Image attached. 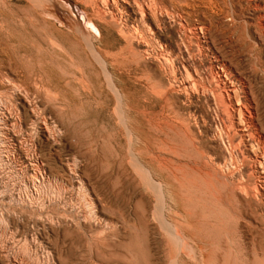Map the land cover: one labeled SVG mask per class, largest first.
<instances>
[{"label":"rangeland","instance_id":"1","mask_svg":"<svg viewBox=\"0 0 264 264\" xmlns=\"http://www.w3.org/2000/svg\"><path fill=\"white\" fill-rule=\"evenodd\" d=\"M78 1L82 4H80ZM101 1L103 0H99V1L98 0H82V1L81 0H77V1L76 0H70V1L68 0H55V1L45 0L44 2L45 4H44L41 0H0V108L2 107L0 109V177H2L4 181L7 182L8 189H12V191H14L13 192V194L15 193L14 196H19L21 198L22 197L24 198V195L26 194L29 195L30 192H28V190L30 191L32 189L31 188L32 177H34V174H33L34 167L32 166L33 165L32 160H34V157L32 159V156H31L32 147L30 148L31 146L30 144L33 142L35 145V154H36L35 157H37L38 154H41V157L39 155L37 158L38 160L41 159L40 162L43 165L44 173H46L48 178L50 177L49 181L52 182L50 183L49 181L48 182L44 181V183H46V184L42 183L44 187L41 184L39 186L40 196H37L38 198L35 197V201L37 202V207L42 206V207H39L40 209L36 207H32V204L30 205L25 200L23 201L17 200V202L14 201L15 203H17L15 204L13 201L12 202L9 201V199L7 198L8 196L6 194H2L0 192V249H1L0 250L1 252L0 264H7V263L8 264H18V263L22 264L25 261L26 262L24 264H142V263L143 264H264V245H261V244H264V233H263L264 232L263 230L264 229V205H262L264 204V200H261L258 196L260 193L264 194V185H263L264 184V171L262 170L264 166L261 164H252V162L249 165L250 162L247 161L245 162V166L248 167L249 173H247V170H246L247 168L243 166L244 165L243 163L241 164L243 171H242V168H240L241 166H239L240 169L237 168L238 174L236 173V169H235L233 170L234 171L233 176L235 175L234 177L232 176L228 178L226 180L227 182L225 180L220 181L219 178L215 177L214 172L211 169L205 167L202 164L204 155L203 156L201 155L203 152V154L205 155L213 154V155L222 156L226 159V161L228 158V154L225 151V147L227 144V138L224 137L223 135L221 138L222 140L221 139L216 140L218 141V145L214 140L218 137V130H219V133L221 131L219 115L221 114V111L223 109L218 108V105L219 103L221 105V102H219L220 100H216L217 98H215L217 96L216 95L217 93H216V87L214 85L215 81L214 80L212 81V79L214 78H212L213 77L212 68H210L211 66L209 64L211 60H212L211 62L213 63V65L218 64V65H215L216 67L220 66V64H223V65L225 64V67L226 68L228 67L227 71H229V69L231 70V72H226V74L224 73V75L226 79L230 77L227 80L228 81L230 80L229 82L231 83V85H233L234 89L236 88V90H234V91H237V92H234V95H235L234 101L239 102V103L243 102V104H245L244 103L245 101H241V100L246 99V102L248 103H246L245 106L248 107L249 105H251L250 108L254 113L257 132L264 136L263 134L264 133V126H263L264 125V103H263L264 102V35L262 34V31L264 29H261L259 27L260 25H257L258 19H256L260 15H264V0H251V3H250V0H245V1L243 0L244 1L243 4L241 3L242 0H235V1L222 0L225 2V3L224 2L222 3L225 4L226 6L223 4H220L221 0L220 1L212 0L214 2H211V0H202L203 2L205 1V3H203L201 0H199V2L197 0L196 1L195 0H127V1L126 0H115V1H118V3H116L113 0V3L118 11L117 18L112 17L110 13V4L112 3V0H108V1L104 0L103 1L104 3L102 2V4L100 3ZM191 1H192V4H191ZM215 1L217 2L218 7H215L216 6ZM254 1L256 3H254ZM31 3L32 4L34 3V5H32L34 8L35 6L37 8L41 7V10L39 8L41 12L37 8H35V10H32L34 8L31 6ZM149 3H151L150 4L151 6H149ZM38 4H39V7H38ZM155 4L156 5L158 4L159 6L157 5L158 6L157 7ZM210 4L212 5V7ZM41 5H44V7ZM181 5L183 6V8L180 7ZM189 5H191V7ZM232 5H234V7ZM162 6L163 7L167 6V7H164L166 12L163 10ZM224 6L226 8H224ZM42 7L43 8L46 7L45 9L50 8V10L46 11ZM117 7H119L120 12ZM217 8H220V9L218 10ZM234 8L237 11L232 10ZM55 9L57 12L55 11ZM150 9L155 10V12ZM170 9H172V12H174L175 14L170 12L171 11ZM51 10L52 11L54 10L56 13L54 11L53 13ZM178 10H179L178 15L181 16V14L185 13V16L182 15L180 17L176 15ZM185 10L187 12H185ZM223 11L225 12V14ZM46 12L49 14H47ZM168 12H170V15ZM234 12L236 16L235 14L234 15L232 14ZM62 13L64 14L61 15ZM161 13L164 15L162 16ZM120 14H123V15L120 16ZM159 14L161 15L162 21L164 22L161 21V17H159ZM172 14L174 15L172 16ZM226 15L228 16V19L230 21L229 20L227 21V17H225ZM66 16H69V17H66ZM141 18L143 20H140ZM157 18L159 19L156 20ZM179 18H182V23H181L182 25L180 24L181 21ZM207 18L209 20H207ZM43 19H45L46 21ZM170 19L171 20L174 19V20L171 21ZM204 19H206L207 21ZM175 20L177 23H175ZM198 20L202 22L205 21V23L204 22L200 23V21ZM159 21L161 23H159ZM239 21H241L240 24L237 23ZM153 22L154 23L158 22V23L157 24L155 23L156 24L155 26ZM178 22L181 27H179ZM227 22L229 25H232V26H228ZM252 22L254 23V26ZM163 23L167 25H164L163 27ZM184 23L186 24L185 25L186 28L183 25ZM232 23L233 24L236 23V26L234 24V28H233ZM247 23H251V25ZM160 24L162 28L160 27L159 29ZM247 25H250V26H247ZM187 26L190 28H188ZM241 26L243 27L241 28ZM74 27H76V29ZM84 27H86V29ZM149 27L150 28L152 27V28L150 29ZM166 27L168 31L166 30ZM67 28L71 31V33L69 30H67ZM148 28L150 29V31ZM214 28L215 29L217 28L216 30H218L217 31L218 33L216 32V30H214ZM170 29H172L171 30L172 32L169 31ZM194 29H196V31H194ZM225 29H228V30H225ZM231 29H236L237 31L231 30ZM76 30H78L77 31L78 33L76 32ZM146 30H148L149 32ZM151 30L153 32H151ZM223 30L225 32H223ZM184 31H188L187 33L189 35ZM72 32L74 33V35H72ZM141 32L144 33L143 36H141L142 35ZM194 32H197V33L194 34ZM200 32H202V34ZM215 32H216V36L214 34ZM237 32L241 33L239 37L237 36L239 34ZM81 33H83V35H81ZM184 33L187 35L185 36ZM221 33L223 34L225 33V35ZM226 33H229V34L226 35ZM260 33L261 35H259ZM196 34H197V37L198 36L200 37V39L199 37H198V40L195 39L197 38L195 37ZM204 35H206L207 37ZM212 35H214L213 38H212ZM78 36L83 39L79 38ZM172 36H174L175 39ZM219 36L221 37L219 38ZM235 36H237V40L235 39L236 38ZM72 37L75 40H72L73 39ZM141 37H142V40H141ZM177 37H180V38L177 39ZM215 37L219 39V41L216 40ZM229 37L231 38V40ZM233 37L235 40L232 39ZM85 39H86V42L84 41ZM196 40L197 41L204 40L203 44L201 43L202 46H200V43L198 42L199 43L198 44ZM146 41L147 42L149 41V42L147 43ZM245 43L248 47L245 46ZM252 43H253V46H252ZM190 44H191V47H189ZM207 44L209 46H207ZM175 45H177V47ZM93 46H95V48ZM259 46H262L263 48ZM151 47L153 48L155 47V48L153 49ZM166 47L168 48L169 51H165V49L167 50ZM188 47L191 49L189 50ZM146 48L147 50L151 51V53L147 51ZM159 48L160 49L162 48L163 50L162 49L160 50ZM92 49L95 52L94 51L92 52ZM207 49L209 50L211 49V50L210 51L208 50L207 52ZM258 50H260L262 53L258 52ZM193 51H194V55H193ZM212 51L214 52L212 53ZM145 52L146 53L148 52V53L146 54ZM160 52L162 54H160ZM170 52L172 53L169 54ZM185 52L187 54H185ZM255 52L258 53V56ZM97 53H100L105 57L107 65H108L107 66V69H108L107 71L109 72L108 74H106V72H103L102 64L100 63V61L97 59V56H96ZM155 54L157 55V57H155L156 56ZM168 54L170 56H168ZM92 55L93 56L95 55L96 58L94 57L95 58L94 59ZM199 55L201 59L199 58ZM195 56L197 57V59H194L196 58ZM213 56H216V57H213ZM260 57H262L261 59L263 60H260ZM167 60H168V63H167ZM198 60H199L200 65L198 63ZM207 60L208 62H205ZM222 60L224 62H222ZM165 61L167 64L164 63ZM172 62L174 63V65H172L173 64ZM186 63H190L191 65L186 64ZM168 64L169 66H172V67H169ZM192 64H195V65H192ZM203 64L210 66L209 67L210 69L206 65H203ZM160 65H161V68L159 67ZM165 65H167L168 68ZM201 65H203L205 68L203 66L202 68ZM163 66L167 69V70L165 69L166 71L164 70ZM187 66L189 67L187 68ZM174 67H176V69ZM219 68H221V66ZM168 69H170L171 72ZM179 69H182V70H179ZM184 69L186 71H184ZM191 69L194 73L191 71ZM175 70L178 72H176ZM185 72L188 74V76ZM204 72L206 73L204 74ZM208 73L210 75L212 74V76H210ZM181 74L184 76H182ZM192 74L196 76L192 77ZM198 75L200 76V78ZM175 76L177 77L181 76L184 78H180V77L176 78ZM201 76L205 80L201 78ZM209 77H211V79ZM174 78L177 83L174 82L175 81ZM177 79L181 81H178ZM168 80H170L171 82ZM207 81L209 82L207 83ZM235 81H237V83H235ZM204 83L205 84L207 83L206 84L207 86L204 85ZM209 83L211 84V86ZM150 84L151 86H149ZM194 84L196 85L194 86ZM197 84H200V85H197ZM115 85H117L118 87ZM247 85H248V88H247ZM197 86L201 87L200 89H198L199 92L196 91V89L198 88ZM240 86L242 88H239ZM175 87H178L179 90H177V88ZM209 87H211L212 90ZM192 88H195V89L193 90ZM237 88H239L240 90ZM192 90L194 92H192ZM118 91H120V94H118L119 93ZM115 92H117V95ZM202 93L203 95H201ZM196 94L197 95L199 94L198 97L200 96L199 97L200 99L196 96ZM244 94L246 95L243 96ZM121 97L122 98L124 97V98L122 99ZM190 97H193V99ZM213 97H214L213 99L214 101L212 100ZM164 99L166 100L168 99V100L166 101ZM34 101L38 104H36ZM190 101L192 103H190ZM215 101L218 103H216ZM119 102L121 104H119ZM210 102H212L215 105L217 104V106L214 107V105H212V103L210 104ZM11 104H12V108H11ZM30 105H32V107ZM107 105H108V108H107ZM13 106H15L14 109H13ZM118 106L119 108H117ZM259 106L263 108L260 109L261 107ZM41 107L44 109V112L42 111L43 109H41ZM34 108L37 109L35 110V115L33 113ZM105 108H107V110ZM216 109L218 111H216ZM259 109L260 111L257 112V110ZM7 110L12 111L10 112L12 113V116L11 114L10 115L8 114L9 112ZM14 110L17 112V116ZM38 110L40 111L38 112ZM144 111H146L147 113L145 112L146 114H142ZM120 112H122V114ZM41 113H42V117L45 116L43 117V119H41L42 118ZM118 114H120V118ZM123 116L125 117L124 119H123ZM164 116H166L167 118ZM7 118L10 120H8ZM22 118L24 120H22ZM126 118L129 119V121L126 120ZM259 118L260 120L261 119L263 120L259 121ZM15 119L18 122L17 121L14 122ZM19 119H20V122H19ZM35 120L36 122H34ZM39 120L40 122H38ZM120 120H122V124ZM4 121L7 123L4 124L5 123ZM169 121L171 122L169 123ZM182 122L183 123L185 122L184 124H187V130H185L186 125H184ZM38 123H45L44 125H45L46 130L44 131L43 129L41 130L39 128L40 125ZM126 123L128 126H126ZM50 124L51 125L53 124L54 126L56 124V128L53 127V125L50 126ZM215 124H216V127H215ZM18 125H20L21 127ZM5 127H8L9 129ZM49 127L51 128V130ZM59 129H60V132H58ZM61 129H62V132H61ZM129 130H130V133H129ZM189 130L191 133L189 132ZM10 131L14 132L15 134L13 135V133H11ZM47 131H50V132L47 133ZM35 132L38 135H36ZM51 132L53 136H51L52 135ZM4 134L6 135L5 137H4ZM213 135L214 137L212 139ZM49 136H51V138L48 140V138L46 137H49ZM6 137L8 138V140ZM60 137H61V140H60ZM209 137H211L210 140H209ZM30 138L32 142L30 141ZM33 138H34V141H33ZM24 139H28V140H24ZM54 139L57 144L53 141ZM57 140L59 143L57 142ZM224 140H226V142ZM200 141H202V143H200ZM180 142H182L184 145ZM171 145L175 147L173 148ZM170 147H172V149ZM26 148L27 150L25 151ZM22 149L24 150L25 153L28 152L30 154L29 155L28 153L25 154L23 151H21ZM149 149L150 150L152 149V150L150 151ZM175 149L176 151H174ZM239 149L241 150L242 147H240ZM123 152L125 153L123 154ZM11 154L15 156L16 161L15 163L9 164L7 163L5 159L8 160ZM69 154L73 158H70ZM25 156L27 157L25 158ZM78 156L81 159L84 158L82 162H81V159L78 158ZM86 156L88 159L86 158ZM156 156L157 157L159 156V157L157 158ZM67 157L70 159H68ZM92 157H94L95 159H93ZM239 157L240 155H238V158ZM46 158H48L49 161H47L48 159ZM162 158L166 160L169 159L168 161L170 164H164L163 163L164 159ZM17 159H21V160H17ZM43 159H46V161ZM130 159H132L133 161L131 160L130 162L129 161ZM239 160L241 161V157ZM50 161L51 163L49 164ZM69 161H70V164H68ZM71 162L72 163L76 162L74 163L76 166L74 167V164L72 166ZM80 162L81 164H79ZM186 162L187 164L189 163V165H186ZM29 163L31 164V166ZM145 163L147 164V166ZM195 163H197L196 167H194ZM97 166L99 167L97 168ZM149 166L152 170H150ZM189 166H192L195 169ZM72 168L76 170V174L78 177L80 176L79 178H81L82 182L86 183V184L83 183L84 185L83 184L81 185V187L84 186V188H81L79 186V188L82 190L81 191L78 188L80 192L77 189L78 187L77 185L79 184L77 183L76 178L73 177V175H70V172L73 170ZM203 169H206L207 172H205V170L203 171ZM30 170H31V173H30ZM64 170L65 172H68V173H65ZM110 170L112 171L110 172ZM153 170L154 172H151ZM239 170L241 174H239ZM255 170L257 171L256 172L257 174L255 173ZM142 173L143 175L145 174L147 177L142 176ZM148 173L152 175L148 177L149 175ZM153 173L155 174L154 177H153ZM102 175H105L106 177ZM240 176L242 177L243 180L241 179ZM67 177H69L70 179ZM140 177L141 179L142 178L144 179L141 180ZM68 179L69 181H67ZM125 179L126 180L128 179V180L125 181ZM232 179H233V182H232ZM237 179L238 180L241 179V180L238 181ZM244 179L245 180L248 179L249 181L247 180L248 181L247 182ZM144 180H146L147 182ZM251 180H253L252 182L254 183H252ZM25 182L28 185H26ZM230 182H232L233 184ZM237 182L241 184L240 185L238 183L243 188V191L246 193H247V189L249 190L252 187H258V188H255V190H253L254 195H251L253 192L250 189L248 192L251 191V193H249L248 195V193L246 194L242 191V188L239 185L237 186ZM56 183L57 185H55ZM59 183L60 184L63 183L62 184L63 186L60 185ZM142 183H145V184H142ZM234 183H236L235 186L237 188L234 186ZM47 184H49V186H47ZM244 184L247 186V188ZM253 184L255 186H253ZM249 185H252V186H249ZM231 186L232 187L234 186V188H232ZM151 187H152V191L155 192L156 196L152 195V191H150ZM24 188L26 190H24ZM60 188L62 190H65V192L62 190L60 191ZM70 188H72V190ZM1 189L2 187H0V190ZM56 189L59 192H57ZM83 190H84V193L85 192L87 193V195L85 193V196H84ZM53 191L60 193L64 197L65 196L67 197L65 199L63 197L66 203L65 205H62L60 203L58 204V202L55 201L54 198L55 196H57V193ZM115 192L117 193L116 195H115ZM100 193H101V196H100ZM142 193H145L146 196ZM97 194L101 198L99 200L100 202L98 201L99 198ZM50 195L52 197H50ZM81 195L82 197L87 196L85 198L86 200L88 201L91 200V202L95 203L90 206V207H93L90 210L94 211L96 217L98 216V219L100 220V222H102V224H100L99 226L104 227L103 225L105 226L109 225L107 228L108 230H106L107 233L109 232V234L107 235L110 237V238L108 237V240H107V242L109 243V246L98 244L96 241H94L95 238L93 240L94 242L90 243L89 237L91 236L93 239V237H95L96 232H94L92 228H88L87 226L85 227V230L83 232L80 229H78L77 226L74 224L73 221L76 218L77 219L80 218L81 214H83L82 210H86V215L89 214V212L87 211L85 207L86 200H84V198L82 199L80 197ZM93 195H94V198H93ZM114 195L116 198L115 197L113 198ZM243 195H245L247 198H245V196ZM68 196L70 198L74 196L73 197L74 199H70L68 198ZM144 196L147 199L144 198ZM166 196L168 199L165 198ZM160 197H162V199ZM41 198H42V201H41ZM43 198L45 200H43ZM48 198H50V200ZM77 198L78 200L79 199H82V200L78 201ZM36 199H38V201ZM242 199L245 200L244 203ZM151 200L153 201V203ZM51 201H55V202H51ZM68 201H70L71 204L73 205H71L70 202ZM81 201H85L83 202L84 205L81 203ZM23 202L25 203L23 204ZM48 202H50L52 206ZM76 202H79L80 204ZM39 203H43L44 205L39 204ZM75 203L78 204L77 205L78 207L76 206ZM173 203L175 204L174 206H173ZM141 204L144 206L145 205L149 206L150 204L149 207L145 206L146 207L144 209L145 216H142V217H141L140 210H139V207L141 206ZM170 204L172 205V208ZM96 205L97 207H95ZM105 205L108 210L104 211V209L106 208L104 207ZM63 206L65 207V209H63L64 208ZM161 207L162 209L163 208L164 209L162 210ZM77 208H79L80 210L78 211ZM73 209L74 211H72ZM156 209H159V210H156ZM158 211L159 212L162 211V213L160 212V214H158L159 213ZM171 212L174 216L171 214ZM248 212L249 214H247ZM37 213H39L40 216H38ZM60 213L61 214L64 213L65 217L64 215H61V216L58 215ZM261 213L263 215H261ZM161 214L164 216H162ZM15 215H17V218ZM48 215H52V217ZM54 216L57 218V221L55 220L56 218ZM239 216H240V219H239ZM45 217H47V219L49 220H52V223L47 222V226L46 224H43L44 223L43 221H45L44 220ZM61 217H63V219ZM163 217L164 218L168 217V218L164 220ZM151 218H154V220ZM107 219L111 221L112 223L111 225ZM124 219H126L127 222ZM155 220L157 221V223ZM158 220H161V221H158ZM241 220H244V222ZM66 221L68 222L66 223ZM162 221H164L163 223L164 225L161 224ZM170 221L174 223H170ZM37 222H38L37 224L38 227L35 226ZM158 222L160 223L158 224ZM54 224L58 225V227L55 226ZM62 224H65V225H62ZM167 224L168 225L171 224L169 227L171 228L174 226L173 230L175 228L178 231L177 230L176 232L175 230L172 231L174 233L169 232L172 230V228L171 229L168 228ZM148 225H151V226H148ZM110 227H112V229ZM163 227H166V228L161 229ZM179 227L183 229L187 237L185 236V234H182L184 232ZM32 230H35L36 232L35 231L33 232ZM33 233H35V235ZM119 233H120V236H119ZM172 235H174V237ZM253 235L256 237V239ZM35 236L37 237L35 238ZM161 236L163 237V240ZM190 236H191V239H189ZM26 237H29L28 238L29 240ZM77 237L80 238V242H77V240L75 239ZM111 237L112 238L114 237V238L112 239ZM31 238H32V241H30ZM72 239H75V240H72ZM180 240H182V243ZM117 241H119L120 243ZM187 241L190 243V245ZM29 242L31 243L29 244ZM39 242L44 247L43 246L41 247V244L39 245ZM42 242L45 244H43ZM185 242H186V247L184 246ZM194 242H196V244ZM34 243H35V247L32 245ZM180 244H183V245L181 246ZM46 246L47 248H45ZM36 247L37 248L41 247V250L38 249L37 251ZM35 248L37 252L35 251ZM4 249H6L7 252L6 250L3 251ZM176 251L179 253H176ZM46 253H48V255ZM8 255L10 257H8ZM12 256L13 257L17 256L16 258L18 259L19 262L16 261L17 260L16 258L13 259ZM48 256L52 257L51 260H50V257ZM6 257L10 258L8 259V262H7ZM24 258L26 259L25 261H24ZM44 259H46L47 261ZM175 260L176 262H174ZM171 261L173 263H170Z\"/></svg>","mask_w":264,"mask_h":264},{"label":"bare ground","instance_id":"2","mask_svg":"<svg viewBox=\"0 0 264 264\" xmlns=\"http://www.w3.org/2000/svg\"><path fill=\"white\" fill-rule=\"evenodd\" d=\"M43 3L45 2V0L43 1V0H41ZM49 1V0H48ZM52 1V0H51ZM55 1V0H54ZM68 1H70V0H68ZM77 1V0H76ZM82 1V0H81ZM99 1V0H98ZM104 1V0H103ZM103 1H101L100 3L102 4V2ZM108 1V0H107ZM115 1V0H114ZM127 1V0H126ZM125 1V2H126ZM196 1V0H195ZM198 2H199V0H197ZM202 1V0H201ZM218 1V0H217ZM220 1V0H219ZM230 1H235V0H230ZM229 1V2H230ZM245 1V0H244ZM243 0L241 1V3L243 4V2H244ZM29 2V1H28ZM33 2H35V1H33ZM41 2V3H42ZM47 2V1H46ZM59 2V1H58ZM71 2H73V1H71ZM79 2V1H78ZM106 2V1H105ZM110 2V1H109ZM116 3H118V1H115ZM134 2V1H133ZM160 2V1H159ZM162 2V1H161ZM176 2V1H175ZM178 2V1H177ZM180 2V1H179ZM203 2V1H202ZM211 2H214V1H212L211 0ZM216 2V1H215ZM221 3L220 4H223L222 2H224V1H220ZM228 2V1H227ZM80 3V2H79ZM93 3H94V1H93ZM104 3V2H103ZM107 3V2H106ZM112 3H113V0H112ZM110 4V13H111V15H112V17H114V18H117V16H118V11H117V9H116V7H115V5H114V3L113 4ZM173 3V2H172ZM189 3V2H188ZM203 3H205V1L203 2ZM219 3V2H218ZM225 3V2H224ZM231 3V2H230ZM248 3V2H247ZM250 3H251V0H250ZM254 3H256L255 1H254ZM262 3H263V1H262ZM40 4V3H39ZM39 4H38V7H39ZM45 4V3H44ZM70 4V3H69ZM80 4H82V3H80ZM92 4V3H91ZM151 3H149V6H151L150 5ZM154 4V3H153ZM152 4V5H153ZM160 4V3H159ZM174 4V3H173ZM185 4H187V3H185ZM191 4H192V1H191ZM200 4V3H199ZM211 4H213V3H211ZM210 4V5H211ZM234 4V3H233ZM32 5H34V3L32 4L31 3V6ZM46 5H47V3H46ZM59 5V4H58ZM100 5V4H99ZM120 5V4H119ZM156 5V4H155ZM158 5V4H157ZM156 5V6H157ZM176 5H178V4H176ZM184 5V4H183ZM205 5V4H204ZM207 5V4H206ZM223 5H225V4H223ZM231 5V4H230ZM247 5H249V4H247ZM246 5V6H247ZM41 6H43L44 7V5H41ZM51 6V5H50ZM83 6H84V4H83ZM103 6V5H102ZM101 6V7H102ZM104 6H105V4H104ZM106 6H108V5H106ZM117 6V5H116ZM133 6V5H132ZM144 6V5H143ZM148 6V5H147ZM159 6V5H158ZM157 6V7H158ZM190 7H191V5H189ZM196 6H197V4H196ZM214 6V5H213ZM219 6H221V5H219ZM226 6V5H225ZM224 6V8H226ZM233 7H234V5H232ZM240 6V5H239ZM251 6V5H250ZM253 6V5H252ZM255 6H256V4H255ZM33 7V6H32ZM42 7V8H43ZM79 7H81V6H79ZM129 7H130V5H129ZM139 7V6H138ZM154 7V6H153ZM156 7V8H157ZM164 7H167V6H164ZM164 7L162 6V8H163V10L165 11V9H164ZM172 7V6H171ZM177 7H179V6H177ZM176 7V8H177ZM180 7H182L183 8V6L181 5ZM193 7V6H192ZM206 7V6H205ZM204 7V8H205ZM211 7H212V5H211ZM215 7H218L217 6V2H216V6ZM34 8V7H33ZM35 8H37L36 6H35ZM35 8L34 9H32V10H35ZM40 8V10H41V7H39ZM39 8H37L38 10H39ZM46 8V7H45ZM45 8H43V9H45ZM49 8V7H48ZM84 8V7H83ZM118 8V10H119V7H117ZM161 8V9H162ZM173 8V7H172ZM194 8V7H193ZM196 8V7H195ZM209 8V7H208ZM221 8V7H220ZM220 8H217L218 10L220 9ZM231 8V7H230ZM237 8V7H236ZM239 8V7H238ZM251 8V7H250ZM254 8V7H253ZM59 9H61V8H59ZM86 9V8H85ZM108 9V8H107ZM123 9V8H122ZM161 9H160V11H161ZM185 9V8H184ZM37 10V11H38ZM39 10V11H40ZM46 11L47 10H50V8L49 9H45ZM80 10V9H79ZM82 10V9H81ZM149 10V9H148ZM150 10H152V9H150ZM157 10V9H156ZM169 10V9H168ZM171 11L170 12H172V9H170ZM173 10H175V9H173ZM180 10V9H179ZM179 10H178V12H177V14L176 15H178L179 14ZM190 10V9H189ZM194 10V9H193ZM198 10V9H197ZM201 10H202V8H201ZM212 10V9H211ZM217 10V11H218ZM228 10V9H227ZM226 10V11H227ZM232 10H235V11H237L235 8L234 9H232ZM241 10V9H240ZM245 10V9H244ZM248 10H249V8H248ZM38 11V12H39ZM52 11V10H51ZM54 11V10H53ZM52 11V12H53ZM55 11H56V9H55ZM54 11V12H55ZM109 11V10H108ZM152 11H154L155 12V10H152ZM163 11V12H164ZM184 11V10H183ZM183 11H182V13H183ZM199 11V10H198ZM213 11V10H212ZM225 11V10H224ZM223 11V12H224ZM239 11V10H238ZM242 11V10H241ZM258 11V10H257ZM41 12V11H40ZM39 12V13H40ZM49 12V11H48ZM53 12V13H54ZM57 12V11H56ZM55 12V13H56ZM61 12V11H60ZM74 12V11H73ZM78 12V11H77ZM103 12V11H102ZM107 12V11H106ZM119 12H120V10H119ZM125 12V11H124ZM151 12V11H150ZM166 12V11H165ZM170 12H168L169 13V15H170ZM185 12H187L186 10H185ZM206 12V11H205ZM204 12V13H205ZM209 12V11H208ZM207 12V13H208ZM232 12V11H231ZM259 12V11H258ZM47 13V12H46ZM52 13V14H53ZM122 13H123V11H122ZM139 13V12H138ZM142 13V12H141ZM153 13V12H152ZM172 13H174V12H172ZM181 13V12H180ZM192 13V12H191ZM201 13V12H200ZM200 13H198V14H200ZM203 13V12H202ZM236 13H238V12H236ZM240 13V12H239ZM254 13V12H253ZM41 14V13H40ZM39 14V15H40ZM47 14H49V13H47ZM52 14H50V15H52ZM64 13H62L61 15H63ZM69 14V13H68ZM143 14V13H142ZM162 14V13H161ZM167 14V13H166ZM175 14V13H174ZM174 14H172V16L174 15ZM188 14V13H187ZM196 14V13H195ZM194 14V15H195ZM197 14V15H198ZM224 14H225V12H224ZM227 14V13H226ZM233 15L235 14V12L234 13H232ZM244 14V13H243ZM36 15V14H35ZM60 15V16H61ZM121 15H123V14H120V16ZM164 14H162V16H163ZM168 15V14H167ZM182 15H184L185 16V13L184 14H181V16ZM192 15V14H191ZM208 15H210V14H208ZM214 15V14H213ZM70 16V15H69ZM69 16H66V17H69ZM153 16H154V14H153ZM156 16V15H155ZM178 16H180V15H178ZM180 16V17H181ZM235 16H236V14H235ZM44 17V16H43ZM62 17V16H61ZM159 17H161V15L159 14ZM171 17V16H170ZM198 17V16H197ZM205 17H206V15H205ZM215 17V16H214ZM225 17H227V21L229 20L228 19V16L226 15ZM45 18V17H44ZM49 18V17H48ZM72 18V17H71ZM113 18V19H114ZM143 18V17H142ZM140 19V20H143V19ZM172 18V17H171ZM176 18V17H175ZM183 18V17H182ZM182 18H179L180 19V24L182 23ZM190 18V17H189ZM233 18V17H232ZM254 18V17H253ZM252 18V19H253ZM68 19V18H67ZM66 19V20H67ZM73 19H74V17H73ZM75 19H77V18H75ZM79 19V18H78ZM159 18H157L156 20H158ZM184 19V18H183ZM195 19H196V17H195ZM198 19V18H197ZM213 19V18H212ZM222 19H224V18H222ZM239 19V18H238ZM255 19V18H254ZM253 19V20H254ZM256 19H258L257 21L259 22V24H258V22H257V25H260L259 27L261 28V29H264V15H260L258 18H256ZM43 20H45V19H43ZM69 20H70V18H69ZM72 20V19H71ZM117 20V19H116ZM139 20V21H140ZM164 20H166V19H164ZM171 20V19H170ZM174 19H172L171 21H173ZM178 20V19H177ZM187 20H188V18H187ZM192 20V19H191ZM204 20H206V19H204ZM207 20H209L208 18H207ZM206 20V21H207ZM225 20H226V18H225ZM235 20H237V19H235ZM46 21V20H45ZM73 21V20H72ZM102 21V20H101ZM154 21H155V19H154ZM161 21H162V17H161ZM198 21H200V20H198ZM218 21V20H217ZM216 21V22H217ZM223 21V20H222ZM230 21V20H229ZM232 21V20H231ZM77 22V21H76ZM116 22V21H115ZM144 22V21H143ZM162 22H164V21H162ZM166 22V21H165ZM188 22V21H187ZM191 22V21H190ZM202 21H200V23H201ZM204 23H205V21H203ZM202 22V23H203ZM219 22V21H218ZM234 22H236V21H234ZM255 22V21H254ZM88 23V22H87ZM91 23V22H90ZM120 23V22H119ZM150 23V22H149ZM154 23V22H153ZM156 24L158 23V22H155ZM154 23V24H155ZM159 23H161L160 21H159ZM175 23H177L176 22V20H175ZM208 23V22H207ZM221 23V22H220ZM226 23V22H225ZM237 23H241V21H239V22H237ZM253 23V22H252ZM73 24V23H72ZM77 24V23H76ZM81 24V23H80ZM86 24V23H85ZM139 24V23H138ZM145 24V23H144ZM156 24H155V26H156ZM167 24H168V22H167ZM167 24H165V23H163V27H164V25H167ZM180 24H179V22H178V25H179V27H181L180 26ZM193 24V23H192ZM197 24V23H196ZM199 24V23H198ZM219 24V23H218ZM217 24V25H218ZM223 24V23H222ZM221 24V25H222ZM227 24H228V22H227ZM226 24V25H227ZM233 24V23H232ZM235 24V26H236V23H234ZM234 24H233V28H234ZM247 24H250L251 25V23H247ZM90 25V24H89ZM127 25V24H126ZM146 25V24H145ZM150 25V24H149ZM170 25V24H169ZM171 25H173V24H171ZM177 25V26H178ZM182 25V24H181ZM184 25V27L186 28V24L184 23L183 24ZM190 25V24H189ZM202 25V24H201ZM238 25V24H237ZM250 25H247V26H250ZM72 26V25H71ZM192 26V25H191ZM209 26H210V24H209ZM228 26H232V25H229L228 24ZM253 26H254V23H253ZM67 27H68V25H67ZM160 27L162 28V26H161V24L159 25V29H160ZM183 27V26H182ZM183 27V28H184ZM188 27V26H187ZM202 27H204V26H202ZM213 27H214V25H213ZM216 27V26H215ZM224 27V26H223ZM238 27V26H237ZM243 26H241V28H242ZM75 29H76V27H74ZM73 28V29H74ZM78 28V27H77ZM85 29H86V27H84ZM150 28V27H149ZM148 28V29H149ZM152 28V27H151ZM150 28V29H151ZM157 28V27H156ZM169 28V27H168ZM188 28H190V27H188ZM200 28V27H199ZM150 29H149V31H150ZM158 29V28H157ZM179 29V28H178ZM181 29V28H180ZM202 29V28H201ZM217 29V28H216ZM215 28H214V30H216ZM246 29H248V28H246ZM67 30H69L68 28H67ZM166 30H167V27H166ZM172 29H170L169 31H171ZM182 30V29H181ZM197 30H198V28H197ZM222 30V29H221ZM225 30H228V29H225ZM231 30H236V29H231ZM230 30V31H231ZM241 30V29H240ZM258 30V29H257ZM256 30V31H257ZM70 31V30H69ZM78 30H76V32H77ZM143 31V30H142ZM146 31H148V30H146ZM145 31V32H146ZM148 31V32H149ZM168 31V30H167ZM175 31V30H174ZM192 31V30H191ZM194 31H196V29H194ZM201 31V30H200ZM210 31V30H209ZM218 30H216V32H217ZM237 31V30H236ZM259 31V30H258ZM87 32H88V30H87ZM138 32V31H137ZM151 32H153L152 30H151ZM160 32V31H159ZM172 32V31H171ZM181 32V31H180ZM184 32H188V31H184ZM203 32V31H202ZM202 32H200L201 34H202ZM216 32L214 33L215 34V36H216ZM222 32V31H221ZM223 32H225L224 30H223ZM229 32V31H228ZM232 32V31H231ZM61 33V32H60ZM70 33H71V31H70ZM78 33V32H77ZM142 33V32H141ZM147 33V32H146ZM145 33V34H146ZM155 33V32H154ZM192 33V32H191ZM195 33H197V32H194V34ZM206 33H207V31H206ZM218 33V32H217ZM220 33V32H219ZM234 33V32H233ZM237 33H239V32H237ZM258 33V32H257ZM69 34V33H68ZM143 34L144 33H142V35L141 36H143ZM173 34V33H172ZM180 34V33H179ZM178 34V35H179ZM185 34V33H184ZM188 34V33H187ZM187 34H185V36L187 35ZM200 34V35H201ZM221 34H223V33H221ZM229 33H226V35H228ZM241 33H239L237 36L239 37V35H240ZM248 34H249V32H248ZM256 34V33H255ZM262 34L264 35V30L262 31ZM72 35H74V33L72 32ZM77 35V34H76ZM79 35V34H78ZM81 35H83V33H81ZM140 35V34H139ZM149 35H150V33H149ZM189 35V34H188ZM193 35V34H192ZM218 35V34H217ZM223 35H225V33L223 34ZM259 35H261V33L259 34ZM85 36H87V35H85ZM90 36V35H89ZM145 36V35H144ZM170 36V35H169ZM204 36H206V35H204ZM213 36L214 35H212V38H213ZM237 36H235L236 38V40H237ZM69 37H70V35H69ZM79 37V36H78ZM94 37V36H93ZM146 37V36H145ZM150 37V36H149ZM173 38H174V36H172ZM192 37H194V36H192ZM195 37H197V34L195 35ZM199 37V36H198ZM198 37L197 38H195V39H197L198 40ZM207 37V36H206ZM221 36H219V38H220ZM257 37V36H256ZM255 37V38H256ZM73 38V37H72ZM79 38H81V37H79ZM87 38V37H86ZM89 38V37H88ZM170 38V37H169ZM168 38V39H169ZM178 38H180V37H177V39ZM188 38H190V37H188ZM216 38V37H215ZM226 38H228V37H226ZM230 38V37H229ZM81 39H83V38H81ZM90 39V38H89ZM150 39V38H149ZM149 39H147V40H149ZM175 39V38H174ZM185 39V38H184ZM199 39H200V37H199ZM202 39V38H201ZM224 39V38H223ZM232 39H234V37L232 38ZM234 39V40H235ZM241 39H242V37H241ZM250 39V38H249ZM259 39V38H258ZM72 40H75L74 38L72 39ZM91 40V39H90ZM98 40V39H97ZM134 40V39H133ZM139 40V39H138ZM141 40H142V37H141ZM196 40V41H197ZM205 40V39H204ZM203 40V41H204ZM216 40H218L219 41V39H217L216 38ZM230 40H231V38H230ZM85 42H86V39L84 40ZM100 41V40H99ZM154 41V40H153ZM152 41V42H153ZM160 41V40H159ZM159 41H157V42H159ZM188 41H190V40H188ZM203 41H197V43L199 42L200 43V46H202V44H203ZM208 41V40H207ZM217 41V42H218ZM227 41H229V40H227ZM259 41V40H258ZM74 42H76V41H74ZM96 42V41H95ZM141 42V41H140ZM143 42H144V40H143ZM147 42V41H146ZM149 42V41H148ZM147 42V43H148ZM151 42V41H150ZM177 42V41H176ZM180 42H181V40H180ZM211 42V41H210ZM231 42V41H230ZM229 42V43H230ZM237 42V41H236ZM245 42V41H244ZM261 42V41H260ZM263 42V41H262ZM139 43V42H138ZM156 43V42H155ZM161 43V42H160ZM164 43V42H163ZM166 43V42H165ZM196 43V42H195ZM198 43V44H199ZM202 43V44H201ZM205 43V42H204ZM233 43V42H232ZM239 43V42H238ZM242 43V42H241ZM258 43V42H257ZM256 43V44H257ZM61 44V43H60ZM93 44V43H92ZM140 44V43H139ZM142 44V43H141ZM162 44V43H161ZM172 44V43H171ZM182 44V43H181ZM189 44V43H188ZM218 44V43H217ZM262 44V43H261ZM64 45V44H63ZM87 45V44H86ZM95 45V44H94ZM149 45V44H148ZM147 45V46H148ZM152 45V44H151ZM169 45V44H168ZM180 45V44H179ZM260 45V44H259ZM65 46V45H64ZM144 46V45H143ZM161 46V45H160ZM160 46H158V47H160ZM171 46V45H170ZM169 46V47H170ZM176 47H177V45H175ZM185 46V45H184ZM189 46V45H188ZM193 46V45H192ZM207 46H209L208 44H207ZM245 46H247L246 45V43H245ZM252 46H253V43H252ZM94 48H95V46H93ZM176 47H175V49H176ZM189 47H191V44H190V46ZM188 47V48H189ZM205 47V46H204ZM248 47V46H247ZM259 47H262V46H259ZM258 47V48H259ZM78 48V47H77ZM151 48H153V47H151ZM155 48V47H154ZM153 48V49H154ZM167 48V47H166ZM208 48V47H207ZM211 48V47H210ZM257 48V49H258ZM263 48V47H262ZM86 49V48H85ZM135 49V48H134ZM157 49V48H156ZM160 49V48H159ZM162 49V48H161ZM160 49V50H161ZM183 49V48H182ZM185 49V48H184ZM191 48H189V50H190ZM198 49H200V48H198ZM204 49V48H203ZM146 50H147V48H146ZM163 50V49H162ZM172 50V49H171ZM208 50L209 49H207V52H208ZM211 50V49H210ZM209 50V51H210ZM261 50V49H260ZM260 50H258V52H260V53H262ZM88 51H90V50H88ZM94 50L92 49V52H93ZM140 51V50H139ZM147 51H149V50H147ZM165 51H169L168 50V48H167V50L165 49ZM187 51V50H186ZM199 51V50H198ZM95 52V51H94ZM141 52V51H140ZM150 53H151V51H149ZM156 52V51H155ZM177 52H178V50H177ZM180 52V51H179ZM214 51H212V53H213ZM218 52V51H217ZM257 52V51H256ZM255 52V53H256ZM106 53V52H105ZM108 53V52H107ZM135 53V52H134ZM146 53V52H145ZM148 53V52H147ZM146 53V54H147ZM154 53V52H153ZM168 53V52H167ZM172 52H170L169 54H171ZM198 53V52H197ZM90 54H91V52H90ZM94 54V53H93ZM96 54V53H95ZM144 54V53H143ZM160 54H162L161 52H160ZM168 54V56H170ZM182 54V53H181ZM185 54H187L186 52H185ZM199 54H201V53H199ZM205 54H207V53H205ZM215 54V53H214ZM257 54V56H258V53H256ZM256 54H255V56H256ZM63 55V54H62ZM107 55V54H106ZM135 55V54H134ZM141 55V54H140ZM154 55V54H153ZM152 55V56H153ZM156 55V54H155ZM164 55V54H163ZM177 55V54H176ZM183 55V54H182ZM193 55H194V51H193ZM203 55H204V53H203ZM203 55H201V56H203ZM93 56V55H92ZM97 59L100 61V63L102 64V67H103V72H106V74H108L109 72L107 71L108 69H107V62H106V59H105V57L102 55V54H100V53H97ZM143 56V55H142ZM148 56H149V54H148ZM159 56V55H158ZM179 56H181V55H179ZM179 56H177V57H179ZM184 56V55H183ZM207 56V55H206ZM95 57V55L93 56V58ZM151 57V56H150ZM155 57H157V55L155 56ZM186 57V56H185ZM189 57V56H188ZM196 57V56H195ZM209 57V56H208ZM213 57H216V56H213ZM212 57V58H213ZM96 58V57H95ZM94 58V59H95ZM119 58V57H118ZM182 58V57H181ZM184 58V57H183ZM199 58L201 59V57H200V55H199ZM262 57H260V60H263V59H261ZM115 59V58H114ZM163 59V58H162ZM174 59V58H173ZM176 59V58H175ZM191 59V58H190ZM194 59H197V57L196 58H194ZM203 59V58H202ZM210 59V58H209ZM208 59V60H209ZM215 59V58H214ZM221 59H223V58H221ZM155 60H156V58H155ZM160 60V59H159ZM166 60V59H165ZM183 60V59H182ZM208 60L207 61H205V62H208ZM218 60V59H217ZM220 60V59H219ZM257 60V59H256ZM96 61V60H95ZM184 61V60H183ZM190 61V60H189ZM195 61V60H194ZM197 61V60H196ZM212 61V60H211ZM209 62V64H210V66H207L206 64H208V63H206V64H203V65H206L208 68L210 67V68H212V73H213V77L212 78H214V79H212V81L214 80L215 82V87H216V97H215V95H214V97L215 98H217L216 100H220L219 102H221V105L223 106V108H222V106L220 105V103H219V105H218V108H220V109H223L222 111H221V114L219 115V117H220V133H219V130H218V139L216 138V139H214L215 140V142L217 143V145H218V141H216V140H220L221 138H222V136L224 135V137H226L227 138V144H226V147H225V151H226V153L228 154V158H227V161H226V159L224 158V157H222V156H219V155H213V154H207V155H205V154H203V152H202V156H203V162H202V164L205 166V167H207V168H209V169H211L213 172H214V175H215V177H217V178H219V180L221 181V180H227L228 178H230V177H232L233 176V174H234V171L233 170H235L236 169V173H237V168L238 169H240V168H242V166H241V164H243L244 163V165L243 166H245V162H247V161H249L250 163H249V165L251 164V162H252V164H261V165H263L264 166V136L262 135V134H260V133H258L257 132V128H256V123H255V117H254V113H253V111L251 110V108H250V106L251 105H249L248 107L247 106H245V104L246 103H248V102H246V99L245 98H243V99H245V100H241V101H245L244 103L245 104H243V102L242 103H239V102H236V101H234V92H237V91H234V90H236V88L234 89V87H233V85H231V83L227 80V79H229V78H227L226 79V77H225V75H224V73L226 74V72H231V70L229 69V71H227V68L225 67V64L223 65V64H220V66H221V68H219L220 66H218V67H216L215 65H218V64H214L213 65V63L212 62ZM214 61V60H213ZM227 61V60H226ZM131 62V61H130ZM182 62V61H181ZM185 62V61H184ZM192 62V61H191ZM190 62V63H191ZM201 62V61H200ZM204 62V63H205ZM217 62V61H216ZM219 62V61H218ZM222 62H224L223 60H222ZM221 62V63H222ZM160 63H161V61H160ZM165 64H167L168 63V60H167V63H166V61L164 62ZM173 63V62H172ZM190 63H186V64H190ZM195 63V62H194ZM198 63H199V60H198ZM220 63V62H219ZM229 63V62H228ZM260 63V62H259ZM263 63V62H262ZM96 64V63H95ZM101 64H99V65H101ZM115 64H116V62H115ZM159 64V63H158ZM170 64V63H169ZM169 64H168V66H169ZM196 64V63H195ZM195 64H192V65H195ZM91 65H92V63H91ZM113 65V64H112ZM163 65V64H162ZM172 65H174V63L172 64ZM176 65V64H175ZM184 65V64H183ZM191 65V64H190ZM199 65H200V63H199ZM203 65H201V67L203 66ZM230 65V64H229ZM115 66V65H114ZM166 67H167V65H165ZM260 66V65H259ZM94 67V66H93ZM160 68H161V65L159 66ZM164 67V66H163ZM169 67H172V66H169ZM183 67V66H182ZM185 67H186V65H185ZM189 66H187V68H188ZM191 67V66H190ZM200 67V68H201ZM204 67V66H203ZM202 67V68H203ZM168 68V67H167ZM175 69H176V67H174ZM187 68H186V70H187ZM199 68V67H198ZM205 68V67H204ZM209 68V69H210ZM231 68V67H230ZM262 68V67H261ZM118 69V68H117ZM130 69V68H129ZM166 68L164 67V70H165ZM232 69V68H231ZM112 70V69H111ZM167 70V69H166ZM165 70V71H166ZM168 70H170V69H168ZM179 70H182V69H179ZM185 69H184V71H186ZM259 70V69H258ZM263 70V69H262ZM110 71V70H109ZM176 71V70H175ZM174 71V72H175ZM191 71H192V69H191ZM195 71V70H194ZM202 71H204V70H202ZM236 71V70H235ZM257 71V70H256ZM112 72V71H111ZM111 72H110V74H111ZM121 72V71H120ZM164 72V71H163ZM170 72H171V70H170ZM173 72V73H174ZM176 72H178V71H176ZM193 72V71H192ZM196 72V71H195ZM209 72H210V70H209ZM182 73V72H181ZM184 73V72H183ZM186 73V72H185ZM189 73H190V71H189ZM194 73V72H193ZM206 72H204V74H205ZM261 73V72H260ZM103 74V73H102ZM180 74V73H179ZM187 74V73H186ZM201 74H202V72H201ZM200 74V75H201ZM209 74V73H208ZM228 74V73H227ZM233 74V73H232ZM113 75V74H112ZM111 75V76H112ZM171 75V74H170ZM173 75V74H172ZM182 75V74H181ZM191 75V74H190ZM207 75V74H206ZM210 75V74H209ZM229 75H230V73H229ZM234 75V74H233ZM182 76H184V75H182ZM187 76H188V74H187ZM186 76V77H187ZM194 75L192 74V77H193ZM196 76V75H195ZM194 76V77H195ZM199 76V75H198ZM210 76H212V74L210 75ZM168 77H169V75H168ZM173 77V76H172ZM176 78H184V77H181V76H179V77H177V76H175ZM190 77V76H189ZM188 77V78H189ZM206 77V76H205ZM227 77H228V75H227ZM107 78V77H106ZM114 78V77H113ZM191 78V77H190ZM189 78V79H190ZM199 78H200V76H199ZM198 78V79H199ZM201 78H203L202 76H201ZM210 79H211V77H209ZM208 78V79H209ZM232 78H234V77H232ZM115 79V78H114ZM113 79V80H114ZM188 79V80H189ZM204 79V78H203ZM207 79V80H208ZM234 79H236V78H234ZM245 79H246V77H245ZM111 80V79H110ZM171 80V79H170ZM170 80H168V81H170ZM174 80H175V78H174ZM178 80V79H177ZM191 80V79H190ZM205 80V79H204ZM232 80V79H231ZM238 80V79H237ZM34 81V80H33ZM178 81H181V80H178ZM186 81V80H185ZM200 81V80H199ZM198 81V82H199ZM202 81V80H201ZM240 81V80H239ZM171 82V81H170ZM173 82V81H172ZM175 83H177L176 82V80L174 81ZM184 82V81H183ZM196 82V81H195ZM194 82V83H195ZM206 82V81H205ZM209 81H207V83H208ZM242 82V81H241ZM240 82V83H241ZM179 83V82H178ZM201 83V82H200ZM206 83V84H207ZM210 83H211V81H210ZM209 83V84H210ZM235 83H237V81H235ZM38 84V83H37ZM114 84V83H113ZM183 84V83H182ZM181 84V85H182ZM205 83H204V85H206ZM212 84H213V82H212ZM233 84V83H232ZM244 84V83H243ZM173 85V84H172ZM196 84H194V86H195ZM197 85H200V84H197ZM251 85V84H250ZM111 86V85H110ZM109 86V87H110ZM115 86H117V85H115ZM148 86V85H147ZM146 86V87H147ZM149 86H151V84L149 85ZM171 86V85H170ZM193 86V87H194ZM207 86V85H206ZM205 86V87H206ZM210 86H211V84H210ZM243 86V85H242ZM253 86H255V85H253ZM40 87V86H39ZM118 87V86H117ZM186 87H188V86H186ZM198 87V88H197ZM197 87H195V88H197L196 89V91H198V89H200L201 87L200 86H197ZM214 87V88H215ZM237 87V86H236ZM151 88V87H150ZM168 88H170V87H168ZM175 88H177V90H179V88L178 87H175ZM184 88V87H183ZM195 88H192L193 90L195 89ZM204 88V87H203ZM203 88H202V90H203ZM210 89H211V87H209ZM239 88H242L241 86L239 87ZM239 88H237V89H239ZM247 88H248V85H247ZM246 88V89H247ZM119 89V88H118ZM180 89H182V88H180ZM185 89V88H184ZM191 89V88H190ZM111 90H112V88H111ZM114 90V89H113ZM186 90V89H185ZM192 90V92H194ZM207 90V89H206ZM206 90H204V91H206ZM212 90V89H211ZM240 90V89H239ZM238 90V91H239ZM151 91V90H150ZM172 91H174V90H172ZM180 91H182V90H180ZM195 91V92H196ZM208 91V90H207ZM253 91V90H252ZM112 92V91H111ZM119 93L118 94H120V91H118ZM187 92V91H186ZM189 92V91H188ZM199 92V91H198ZM211 92H213V91H211ZM241 92V91H240ZM256 92V91H255ZM114 93V92H113ZM116 93V95H117V92H115ZM182 93V92H181ZM180 93V94H181ZM184 93V92H183ZM191 93V92H190ZM197 93V92H196ZM192 94V93H191ZM195 94V93H194ZM238 94V93H237ZM255 94V93H254ZM257 94V93H256ZM185 95V94H184ZM190 95V94H189ZM199 95V94H198ZM198 95L196 94V96L198 97ZM201 95H203V93L201 94ZM204 95H205V93H204ZM246 94H244L243 96H245ZM108 96V95H107ZM119 96V95H118ZM186 96H188V95H186ZM240 96V95H239ZM242 96V97H243ZM257 96V95H256ZM29 97V96H28ZM34 97V96H33ZM200 97V96H199ZM198 97V98H199ZM208 97V96H207ZM214 97L212 98V100L214 99ZM258 97V96H257ZM108 98V97H107ZM113 98V97H112ZM120 98V97H119ZM122 98V97H121ZM124 98V97H123ZM122 98V99H123ZM190 98H192L193 99V97H190ZM26 99V98H25ZM188 99V98H187ZM200 99V98H199ZM206 99V98H205ZM259 99V98H258ZM28 100V99H27ZM26 100V101H27ZM29 100H31V99H29ZM164 100H166V99H164ZM168 100V99H167ZM166 100V101H167ZM144 101V100H143ZM165 101V102H166ZM184 101V100H183ZM196 101H198V100H196ZM211 101V100H210ZM214 101V100H213ZM262 101V100H261ZM29 102V101H28ZM27 102V103H28ZM35 102V101H34ZM207 102V101H206ZM205 102V103H206ZM216 102V101H215ZM214 102V103H215ZM256 102V101H255ZM254 102V103H255ZM31 103V102H30ZM29 103V104H30ZM36 103V102H35ZM190 103H192L191 101H190ZM208 103V102H207ZM212 102H210V104H211ZM216 103H218V102H216ZM261 103V102H260ZM264 103V102H263ZM25 104V103H24ZM36 104H38V103H36ZM119 104H121L120 102H119ZM243 104V105H242ZM33 105V104H32ZM32 105H30L31 107H32ZM109 105V104H108ZM108 105H107V108H108ZM168 105V104H167ZM212 105H214V107L215 106H217V104L215 105V104H213L212 103ZM261 105V104H260ZM38 106V105H37ZM36 106V107H37ZM124 106V105H123ZM126 106V105H125ZM145 106V105H144ZM211 106V105H210ZM220 106V107H219ZM254 106V105H253ZM263 106V105H262ZM4 107V106H3ZM14 107L15 106H13V109H14ZM22 107H23V105H22ZM30 107V108H31ZM33 107H35V106H33ZM148 107V106H147ZM162 107V106H161ZM163 107H164V105H163ZM167 107V106H166ZM195 107V106H194ZM259 107H261V106H259ZM2 108V107H1ZM0 108V109H1ZM11 108H12V104H11ZM38 108V107H37ZM107 108H105L106 110H107ZM110 108V107H109ZM116 108V107H115ZM114 108V109H115ZM117 108H119V106L117 107ZM213 108V107H212ZM217 108V107H216ZM263 107H261L260 109H262ZM5 109H6V107H5ZM19 109V108H18ZM32 109V108H31ZM39 109V108H38ZM41 109H43L42 107H41ZM40 109V110H41ZM113 109V110H114ZM146 109H148V108H146ZM260 109L259 110H257V112L258 111H260ZM3 110V109H2ZM20 110V109H19ZM35 110H37V109H33V111H31V112H33L34 113V115H35ZM40 110H38V112L40 111ZM142 110H143V108H142ZM168 110V109H167ZM191 110V109H190ZM5 111V110H4ZM9 113V115L11 114V116H12V113H10V112H12L11 110L9 111V110H7ZM15 111V110H14ZM23 111H24V109H23ZM43 112H44V109L42 110ZM47 111V110H46ZM104 111V110H103ZM131 111V110H130ZM216 111H218L217 109H216ZM2 112V111H1ZM37 112V111H36ZM42 112V113H43ZM146 111H144L142 114H146L145 113ZM158 112V111H157ZM189 112V111H188ZM255 112V111H254ZM262 112V111H261ZM24 113V112H23ZM29 113V112H28ZM33 113H31V114H33ZM42 113H41V117H42ZM104 113V112H103ZM121 114H122V112H120ZM127 113V112H126ZM138 113V112H137ZM163 113V112H162ZM161 113V114H162ZM168 113V112H167ZM172 113V112H171ZM15 114H16V116H17V112L15 111ZM30 114V113H29ZM123 114H125V113H123ZM160 114V113H159ZM164 114V113H163ZM169 114V113H168ZM257 114V113H256ZM260 114H262V113H260ZM19 115V114H18ZM24 115H26V114H24ZM109 115V114H108ZM119 115V118H120V114H118ZM126 115H128V114H126ZM171 115H173V114H171ZM217 115V114H216ZM13 116H14V114H13ZM15 116V117H16ZM29 116V115H28ZM122 116V115H121ZM190 116V115H189ZM204 116V115H203ZM257 116V115H256ZM259 116V115H258ZM261 116H263V115H261ZM6 117V116H5ZM18 117H20V116H18ZM21 117H23V116H21ZM43 117H45V116H43ZM43 117L41 118V119H43ZM127 117V116H126ZM144 117V116H143ZM164 117H166V116H164ZM9 118V117H8ZM7 118V119H8ZM25 118V117H24ZM35 118H37V117H35ZM40 118V117H39ZM38 118V119H39ZM125 117L123 116V119H124ZM147 118V117H146ZM153 118V117H152ZM167 118V117H166ZM176 118V117H175ZM192 118V117H191ZM206 118V117H205ZM215 118V117H214ZM217 118V117H216ZM263 118V117H262ZM13 119V118H12ZM31 119V118H30ZM37 119V120H38ZM45 119V118H44ZM193 119H194V117H193ZM3 120H4V118H3ZM2 120V121H3ZM8 120H10V119H8ZM22 120H24L23 118H22ZM22 120H21V122H22ZM32 120V119H31ZM34 120V119H33ZM47 120H48V118H47ZM126 120H128L129 121V119H127L126 118ZM142 120V119H141ZM159 120H160V118H159ZM170 120V119H169ZM196 120V119H195ZM200 120V119H199ZM215 120V119H214ZM218 120V119H217ZM257 120H258V118H257ZM261 120H263V119H261ZM260 120V118H259V121H261ZM15 121H17L16 119L14 120V122ZM43 121H45V120H43ZM127 121V122H128ZM144 121V120H143ZM204 121V120H203ZM5 122V121H4ZM9 122V121H8ZM12 122V121H11ZM13 122V123H14ZM18 122V121H17ZM19 122H20V119H19ZM33 122V121H32ZM34 122H36V120L34 121ZM38 122H40V120L38 121ZM41 122H42V120H41ZM48 122V121H47ZM51 122V121H50ZM120 122H121V124H122V120H120ZM171 121H169V123H170ZM199 122V121H198ZM7 122H5L4 124H6ZM54 123V122H53ZM163 123V122H162ZM168 123V124H169ZM183 123V122H182ZM185 123V122H184ZM183 123V124H184ZM214 123V122H213ZM11 124V123H10ZM18 124V123H17ZM25 124H27V123H25ZM29 124V123H28ZM32 124V123H31ZM40 126H39V128L42 130L43 129V131L44 130H46L45 129V123H38ZM38 124H36V125H38ZM174 124V123H173ZM178 124V123H177ZM192 124V123H191ZM194 124V123H193ZM212 124V123H211ZM7 125H9V124H7ZM15 125V124H14ZM20 125H21V123H20ZM20 125H18V126H20ZM35 125V124H34ZM33 125V126H34ZM53 125V124H52ZM51 124H50V126H52ZM182 125V124H181ZM184 125H186V129L185 130H187V124H184ZM183 125V126H184ZM198 125V124H197ZM196 125V126H197ZM23 126V125H22ZM59 126V125H58ZM126 126H128L127 125V123H126ZM125 126V127H126ZM155 126V125H154ZM166 126V125H165ZM180 126V125H179ZM260 126V125H259ZM264 126V125H263ZM2 127V126H1ZM12 127V126H11ZM21 127V126H20ZM36 127H38V126H36ZM53 127H55L56 128V124H55V126L53 125ZM170 127V126H169ZM190 127H191V125H190ZM212 127V126H211ZM215 127H216V124H215ZM5 128H8V127H5ZM14 128V127H13ZM48 128V127H47ZM50 128V127H49ZM58 128V127H57ZM59 128H61V127H59ZM131 128V127H130ZM129 128V129H130ZM160 128V127H159ZM180 128V127H179ZM199 128V127H198ZM9 129V128H8ZM21 129V128H20ZM40 129H39V131H40ZM65 129V128H64ZM161 129V128H160ZM190 129V128H189ZM210 129V128H209ZM6 130V129H5ZM13 130V129H12ZM29 130V129H28ZM48 130V129H47ZM50 130H51V128H50ZM70 130V129H69ZM131 130V129H130ZM130 130H129V133H130ZM211 130H213V129H211ZM214 130H215V128H214ZM7 131V130H6ZM132 131V130H131ZM159 131V130H158ZM161 131H163V130H161ZM199 131V130H198ZM262 131V130H261ZM9 132V131H8ZM11 133H13V135L15 134L14 132H12V131H10ZM38 132V131H37ZM48 132H50V131H47V133ZM58 132H60V129H59V131ZM61 132H62V129H61ZM167 132V131H166ZM172 132V131H171ZM189 132H190V130H189ZM263 132V131H262ZM27 133V132H26ZM45 133V132H44ZM66 133V132H65ZM126 133H127V131H126ZM191 133V132H190ZM207 133V132H206ZM7 134V133H6ZM9 134V133H8ZM35 134H36V132H35ZM46 134V133H45ZM50 134V133H49ZM51 134H52V132H51ZM50 134V135H51ZM131 134H132V132H131ZM169 134V133H168ZM172 134V133H171ZM185 134V133H184ZM187 134V133H186ZM197 134V133H196ZM214 134V133H213ZM264 134V133H263ZM10 135V134H9ZM25 135V134H24ZM36 135H38V134H36ZM44 135V134H43ZM130 135V134H129ZM128 135V136H129ZM3 136V135H2ZM6 135L4 134V137H5ZM8 136V135H7ZM23 136V135H22ZM26 136V135H25ZM34 136V135H33ZM45 136V135H44ZM51 136H53V134L51 135ZM51 136H49V137H46V138H48V140L51 138ZM59 136H61V135H59ZM63 136V135H62ZM121 136V135H120ZM190 136H192V135H190ZM195 136V135H194ZM193 136V137H194ZM198 136V135H197ZM12 137V136H11ZM15 137V136H14ZM37 137V136H36ZM35 137V138H36ZM40 137V136H39ZM55 137V136H54ZM54 137H52V138H54ZM57 137V136H56ZM161 137V136H160ZM164 137V136H163ZM189 137V136H188ZM201 137H202V135H201ZM213 137H214V135L212 136V139H213ZM7 138V137H6ZM10 138V137H9ZM13 138V137H12ZM22 138V137H21ZM23 138H25V137H23ZM32 138V137H31ZM31 138H30V141H31ZM58 138V137H57ZM166 138V137H165ZM164 138V139H165ZM199 138V137H198ZM210 138L211 137H209V140H210ZM29 139V138H28ZM28 139H24V140H28ZM59 139V138H58ZM129 139H130V137H129ZM128 139V140H129ZM160 139V138H159ZM164 139H163V141H164ZM203 139V138H202ZM4 140H5V138H4ZM7 140H8V138H7ZM11 140V139H10ZM13 140V139H12ZM38 140V139H37ZM60 140H61V137H60ZM222 140V139H221ZM3 141V140H2ZM33 141H34V138H33ZM39 141V140H38ZM55 143H56V141H55V139L53 140ZM194 141V140H193ZM225 142H226V140H224ZM32 142V141H31ZM30 142V143H31ZM57 142H58V140H57ZM130 142H131V140H130ZM161 142V141H160ZM214 142V141H213ZM59 143V142H58ZM121 143V142H120ZM123 143V142H122ZM124 143H126V142H124ZM164 143H165V141H164ZM180 143H182V142H180ZM200 143H202V141H200ZM3 144V143H2ZM1 144V145H2ZM10 144V143H9ZM14 144V143H13ZM57 144V143H56ZM130 144V143H129ZM170 144V143H169ZM183 144V143H182ZM199 144V143H198ZM223 144V143H222ZM7 145V144H6ZM15 145V144H14ZM23 145V144H22ZM29 145V144H28ZM31 146H30V148L32 147V154H31V156H32V159H33V157H34V160H32L33 161V174H34V177H32V185H31V190L29 191L28 190V192H30L29 193V195L28 194H26V192H25V194L26 195H28V196H26V195H24V198L22 197H19V196H14L15 195V193L13 194V192L14 191H12V189H8V184H7V182L6 181H4V179L2 178V177H0V187H2V189L0 190V192L2 193V194H6L8 197V199H9V201H16L17 202V200L18 201H23V200H25L27 203H29L30 205L32 204V207H36V208H38V209H40L39 207H42V206H39V207H37V202L35 201V197H37V196H40V189H39V186H40V184L41 185H43V184H46V183H44V181H46V182H48L49 181V178L47 177V175H46V173H44V170H43V165L41 164V162H40V160H38V156L40 155V157H41V154H38V156L37 157H35L36 156V154H35V145H34V143L32 142L31 144H30ZM36 145H38V144H36ZM125 145V144H124ZM133 145V144H132ZM174 145V144H173ZM181 145V144H180ZM184 145V144H183ZM182 145V146H183ZM20 146V145H19ZM99 146V145H98ZM117 146V145H116ZM119 146V145H118ZM170 146V145H169ZM172 146V145H171ZM5 147H7V146H5ZM10 147H12V146H10ZM17 147V146H16ZM22 147V146H21ZM90 147V146H89ZM96 147V146H95ZM94 147V148H95ZM173 147V146H172ZM172 147H170L171 149H172ZM175 147V146H174ZM173 147V148H174ZM177 147V146H176ZM240 147H242V149L240 150L239 148ZM37 148V147H36ZM118 148V147H117ZM183 148V147H182ZM204 148V147H203ZM40 149V148H39ZM91 149V148H90ZM100 149V148H99ZM129 149V148H128ZM179 149V148H178ZM198 149V148H197ZM216 149V148H215ZM11 150V149H10ZM27 150V148L25 149V151ZM29 150V149H28ZM89 150V149H88ZM131 150V149H130ZM150 150V149H149ZM152 150V149H151ZM150 150V151H151ZM12 151V150H11ZM21 151H23L24 152V150L22 149ZM118 151H119V149H118ZM126 151V150H125ZM157 151H158V149H157ZM160 151V150H159ZM172 151V150H171ZM174 151H176V149L174 150ZM179 151V150H178ZM199 151H201V150H199ZM207 151V150H206ZM6 152V151H5ZM10 152V151H9ZM40 152V151H39ZM161 152V151H160ZM190 152V151H189ZM193 152V151H192ZM22 153V152H21ZM25 153V152H24ZM26 153H28V152H26ZM25 153V154H26ZM89 153H90V151H89ZM125 152H123V154H124ZM162 153V152H161ZM165 153V152H164ZM184 153V152H183ZM30 153H28V155H29ZM43 154H45V153H43ZM50 154V153H49ZM85 154V153H84ZM83 154V155H84ZM92 154V153H91ZM95 154V153H94ZM135 154V153H134ZM137 154V153H136ZM166 154V153H165ZM17 155V154H16ZM20 155V154H19ZM76 155V154H75ZM128 155V154H127ZM131 155V154H130ZM169 155V154H168ZM238 155H240V157H241V161L239 160L240 159V157L238 158ZM23 156V155H22ZM47 156V155H46ZM67 156V155H66ZM69 156H70V154H69ZM74 156V155H73ZM91 156V155H90ZM96 156V155H95ZM94 156V157H95ZM175 156V155H174ZM201 156V157H202ZM27 156H25V158H26ZM29 157V156H28ZM43 157V156H42ZM65 157V156H64ZM94 157H92L93 159H95ZM129 157V156H128ZM141 157V156H140ZM157 157V156H156ZM159 157V156H158ZM157 157V158H158ZM164 157V156H163ZM68 158V157H67ZM70 158H73V157H71L70 156ZM70 158H68V159H70ZM78 158H79V156H78ZM86 158H87V156H86ZM165 158V157H164ZM164 158H162V159H164ZM170 158V157H169ZM173 158V157H172ZM16 158H15V156L13 155V154H11L10 156H9V159L7 160V159H5L6 161H7V163H9V164H11V163H15V160ZM46 159H48V158H46ZM46 159H43V160H45L46 161ZM66 159V158H65ZM67 159V160H68ZM75 159V158H74ZM73 159V160H74ZM79 159H81V158H79ZM84 159V158H83ZM83 159H81V162L83 161ZM88 159V158H87ZM99 159V158H98ZM128 159V158H127ZM175 159V158H174ZM173 159V160H174ZM17 160H21V159H17ZM25 160V159H24ZM118 160V159H117ZM131 160L132 159H130L129 161L131 162ZM141 160H142V158H141ZM160 160V159H159ZM169 160V159H168ZM168 160H166V159H164L163 160V163L164 164H170L169 163V161ZM194 160V159H193ZM192 160V161H193ZM23 161V160H22ZM31 161V162H32ZM47 161H49V159L47 160ZM126 161V160H125ZM133 161V160H132ZM147 161H149V160H147ZM162 161V160H161ZM81 162L79 163V164H81ZM85 162V161H84ZM91 162V161H90ZM116 162V161H115ZM135 162V161H134ZM137 162V161H136ZM176 162V161H175ZM183 162V161H182ZM201 162V161H200ZM18 163V162H17ZM51 163V161L49 162V164ZM74 163H76V162H74ZM74 163H72L71 162V164H72V166H73V164ZM181 163V162H180ZM191 163V162H190ZM199 163V162H198ZM26 164V163H25ZM30 164V163H29ZM46 164V163H45ZM67 164V163H66ZM68 164H70V161L68 162ZM67 164V165H68ZM78 164V163H77ZM116 164V163H115ZM132 164V163H131ZM146 164V163H145ZM194 164V163H193ZM63 165V164H62ZM97 165H98V163H97ZM125 165V164H124ZM123 165V166H124ZM135 165V164H134ZM138 165V164H137ZM186 165H189V163L187 164V162H186ZM196 165H197V163H195V165H194V167H196ZM248 165V164H247ZM14 166H16V165H14ZM21 166H22V164H21ZM26 166V165H25ZM24 166V167H25ZM30 166H31V164H30ZM48 166V165H47ZM76 165L74 164V167H75ZM78 166V165H77ZM81 166V165H80ZM115 166V165H114ZM128 166V165H127ZM146 166H147V164H146ZM146 166H144V167H146ZM168 166V165H167ZM200 166V165H199ZM198 166V167H199ZM239 166H241L240 168H239ZM260 166V165H259ZM45 167V166H44ZM65 167V166H64ZM68 167V166H67ZM73 167V168H74ZM82 167V166H81ZM85 167H86V165H85ZM99 166H97V168H98ZM139 167V166H138ZM137 167V168H138ZM189 167H192V166H189ZM194 167H192V168H194ZM197 167V168H198ZM247 169V173H249L248 172V167L247 166H245ZM19 168V167H18ZM22 168V167H21ZM72 168V169H73ZM80 168V167H79ZM124 168V167H123ZM125 168H126V166H125ZM129 168V167H128ZM140 168V167H139ZM149 168H150V166H149ZM155 168V167H154ZM153 168V169H154ZM250 168V167H249ZM255 168H257V167H255ZM262 168V167H261ZM260 168V169H261ZM264 168V167H263ZM262 168V170L264 171V169ZM20 169V168H19ZM27 169V168H26ZM68 169V168H67ZM117 169V168H116ZM195 169V168H194ZM252 169V168H251ZM250 169V170H251ZM23 170V169H22ZM29 170V169H28ZM45 170H46V168H45ZM56 170V169H55ZM60 170V169H59ZM71 170V169H70ZM112 170H113V168H112ZM112 170H110V172L112 171ZM150 170H152L151 168H150ZM150 170H149V172H150ZM205 170V172H207L206 171V169H203V171ZM246 170H244V171H246ZM259 170V169H258ZM58 171V170H57ZM56 171V172H57ZM67 171V170H66ZM136 171V170H135ZM147 171V170H146ZM242 171H243V168H242ZM252 171V170H251ZM250 171V172H251ZM263 171H261V172H263ZM17 172V171H16ZM29 172V171H28ZM50 172V171H49ZM64 172H65V170H64ZM151 172H154V170L153 171H151ZM253 172V171H252ZM257 171L255 170V173H256ZM259 172V171H258ZM30 173H31V170H30ZM65 173H68V172H65ZM93 173H95V172H93ZM119 173V172H118ZM121 173H122V171H121ZM137 173V172H136ZM147 173V172H146ZM235 173V174H236ZM246 173V172H245ZM29 174V173H28ZM81 174V173H80ZM106 174V173H105ZM149 174V173H148ZM238 174V173H237ZM239 174H241V172H240V170H239ZM253 174V173H252ZM257 174V173H256ZM55 175V174H54ZM70 175H73V177H75L76 178V180H77V183L79 184V185H77L78 187H77V189L79 188V186L81 187V185L83 184V183H85V182H82V180H81V178H79L78 176H77V174H76V170L75 169H73L71 172H70ZM92 175V174H91ZM125 175V174H124ZM127 175V174H126ZM130 175V174H129ZM152 174H149L148 175V177H150ZM154 173H153V177H154ZM242 175H244V174H242ZM261 175V174H260ZM31 176H33V175H31ZM49 176V175H48ZM56 176V175H55ZM102 176H105V175H102ZM139 176V175H138ZM142 176H145V177H147L145 174L143 175V173H142ZM235 176V175H234ZM233 176V177H234ZM246 176V175H245ZM244 176V177H245ZM247 176H248V174H247ZM253 176V175H252ZM251 176V177H252ZM263 176V175H262ZM71 177V176H70ZM106 177V176H105ZM124 177V176H123ZM122 177V178H123ZM152 177V178H153ZM241 177V176H240ZM258 177H259V175H258ZM29 178V177H28ZM57 178V177H56ZM67 178H69V177H67ZM74 178V179H75ZM246 178V177H245ZM248 178V177H247ZM26 179V178H25ZM70 179V178H69ZM69 179L67 180V181H69ZM110 179V178H109ZM113 179V178H112ZM140 179H141V177H140ZM142 179H144V178H142ZM141 179V180H142ZM159 179V178H158ZM241 179H242V177H241ZM241 179H237L238 181H240ZM261 179V178H260ZM28 180V179H27ZM54 180V179H53ZM56 180V179H55ZM57 180H59V179H57ZM128 180V179H127ZM126 179H125V181H127ZM160 180H161V178H160ZM229 180H231V179H229ZM236 180V181H237ZM243 180V179H242ZM245 180V179H244ZM248 179H246L245 181H247ZM257 180V179H256ZM26 181V180H25ZM124 181V180H123ZM122 181V182H123ZM144 181H146V180H144ZM164 181V180H163ZM167 181V180H166ZM244 181V182H245ZM249 181V180H248ZM247 181V182H248ZM253 180H251V182H252ZM263 181V180H262ZM23 182V181H22ZM27 182V181H26ZM26 182H25V184H26ZM28 182H30V181H28ZM50 183H52L51 181H49ZM61 182V181H60ZM88 182V181H87ZM140 182V181H139ZM143 182V181H142ZM147 182V181H146ZM148 182H149V180H148ZM151 182V181H150ZM155 182H156V180H155ZM162 182V181H161ZM165 182V181H164ZM227 182V181H226ZM232 182H233V179H232ZM232 182H230V183H232ZM235 182V181H234ZM246 182V183H247ZM43 183V184H42ZM124 183V182H123ZM167 183V182H166ZM239 182H237V186L240 184H238ZM242 183V182H241ZM250 183V182H249ZM252 183H254V182H252ZM251 183V184H252ZM60 184V183H59ZM58 184V185H59ZM63 184V183H62ZM62 184H60V185H62ZM72 184H73V182H72ZM75 184V183H74ZM86 184V183H85ZM88 184V183H87ZM141 184V183H140ZM142 184H145V183H142ZM151 184H153V183H151ZM162 184V183H161ZM228 184V183H227ZM233 184V183H232ZM235 184L236 183H234V186H235ZM256 184V183H255ZM260 184V183H259ZM26 185H28V184H26ZM55 185H57V183L55 184ZM59 185V186H60ZM84 185V184H83ZM97 185V184H96ZM103 185V184H102ZM102 185H100V186H102ZM122 185V184H121ZM241 185V184H240ZM239 185V186H240ZM245 185V184H244ZM257 185H258V183H257ZM264 185V184H263ZM46 186V185H45ZM47 186H49V184H47ZM63 186V185H62ZM136 186V185H135ZM154 186V185H153ZM167 186V185H166ZM165 186V187H166ZM229 186V185H228ZM234 186L232 187V188H234ZM243 186V185H242ZM246 186V185H245ZM244 186V187H245ZM249 186H252V185H249ZM248 186V187H249ZM253 186H255L254 184H253ZM43 187H44V185H43ZM73 187V186H72ZM76 187V186H75ZM123 187V186H122ZM140 187H141V185H140ZM143 187V186H142ZM144 187H146V186H144ZM236 187V186H235ZM241 187V186H240ZM16 188V187H15ZM42 188V187H41ZM63 188V187H62ZM65 188V187H64ZM74 188V187H73ZM81 188H84V186H82ZM85 188H86V186H85ZM89 188V187H88ZM154 188V187H153ZM237 188V187H236ZM242 188V187H241ZM240 188V189H241ZM246 188H247V186H246ZM254 188V189H253ZM255 188H258V187H252V188H250L251 190H252V192H253V190H255ZM261 188V187H260ZM71 190H72V188H70ZM80 189V188H79ZM78 189V190H79ZM122 189V188H121ZM144 189H146V188H144ZM162 189V188H161ZM166 189V188H165ZM164 189V190H165ZM231 189V188H230ZM249 189V190H250ZM24 190H26L25 188H24ZM62 189L60 188V191H61ZM81 190V189H80ZM80 190H79V192H80ZM91 190V189H90ZM110 190V189H109ZM116 190H118V189H116ZM115 190V191H116ZM149 190V189H148ZM160 190V189H159ZM236 190V189H235ZM248 189H247V193H248V195H249V193H251V191L250 192H248L249 191ZM259 190V189H258ZM257 190V191H258ZM263 190V189H262ZM19 191V190H18ZM56 191H57V189H56ZM53 191V192H55V193H57V192H59V191ZM62 191H64L65 192V190H62ZM82 191V190H81ZM88 191V190H87ZM146 191V190H145ZM150 191H152V187H151V190ZM226 191V190H225ZM242 191H243V188H242ZM43 192V191H42ZM52 192V193H53ZM90 192V191H89ZM141 192H142V190H141ZM244 192V191H243ZM51 193V194H52ZM62 193V192H61ZM72 193V192H71ZM86 193V192H85ZM85 193H84V190H83V194H84V196H85ZM105 193V192H104ZM103 193V194H104ZM148 193V192H147ZM154 193V194H153ZM158 193V192H157ZM161 193V192H160ZM164 193V192H163ZM236 193H238V192H236ZM244 193H246V192H244ZM246 193V194H247ZM256 193V192H255ZM23 194H24V192H23ZM78 194V193H77ZM82 194V193H81ZM82 194V195H83ZM114 194V193H113ZM117 193L115 192V195H116ZM142 194H144L145 195V193H142ZM151 194V193H150ZM165 194V193H164ZM5 195V196H6ZM20 195H21V193H20ZM46 195V194H45ZM65 195H67V194H65ZM79 195V194H78ZM82 195L80 196L82 199L84 198V200H86L85 198L87 197H82ZM86 195H87V193H86ZM115 195L113 196V198L115 197ZM120 195V194H119ZM152 195H155L156 196V194H155V192H153L152 191ZM160 195V194H159ZM234 195V194H233ZM251 195H254V192L251 194ZM97 196H98V201L101 199L100 197H99V195L97 194ZM100 196H101V193H100ZM110 196V195H109ZM121 196V195H120ZM143 196V195H142ZM146 196V195H145ZM144 196V198H146ZM161 196V195H160ZM243 196H245V195H243ZM259 198L261 199V200H264V194H262V193H260L259 195ZM2 197H3V195H2ZM43 197V196H42ZM50 197H52L51 195H50ZM54 197V196H53ZM63 195H61L60 193H57V196H55V201H57L58 202V204L60 203V204H62V205H65L66 203H65V201H64V199L65 198H67L66 196L64 197V199H63ZM74 196H72V198H70L69 196H68V198H70V199H74L73 198ZM89 197V196H88ZM96 197V196H95ZM141 197V196H140ZM151 197V196H150ZM159 197V196H158ZM249 197V196H248ZM38 198V197H37ZM93 198H94V195H93ZM116 198V197H115ZM156 198V197H155ZM161 199H162V197H160ZM165 198H167V196L165 197ZM245 198H247L246 196H245ZM39 199H40V197H39ZM49 200H50V198H48ZM53 199V200H54ZM82 199H79V200H82ZM147 199V198H146ZM148 199H150V198H148ZM168 199V198H167ZM238 199V198H237ZM259 199V200H260ZM37 201H38V199H36ZM43 200H45L44 198H43ZM75 200H76V198H75ZM77 200H78V198H77ZM78 200V201H79ZM153 200V199H152ZM151 200V201H152ZM166 200V199H165ZM223 200V199H222ZM243 200V199H242ZM41 201H42V198H41ZM48 201V200H47ZM55 201H51V202H55ZM144 201V200H143ZM168 201H170V200H168ZM251 201V200H250ZM258 201V200H257ZM68 202H70V201H68ZM73 202V201H72ZM83 202H85V201H81V203L84 205V203ZM97 202V201H96ZM100 202V201H99ZM245 202V200H243V203ZM259 202V201H258ZM15 203V202H14ZM25 202H23V204H24ZM49 204H50V202H48ZM76 203H78V204H80L79 202H76ZM75 203V204H76ZM106 203V202H105ZM108 203V202H107ZM149 203V202H148ZM152 203H153V201H152ZM15 204H17V203H15ZM39 204H43V203H39ZM48 204V205H49ZM70 204H71V202H70ZM78 204H76V206L78 205ZM85 207H86V209H87V211L89 212V214H87L86 215V210H82V213L83 214H81V217L80 218H76L73 222H74V224L77 226V228L78 229H80L81 231H83L84 232V230H85V227L87 226L88 228H92L93 229V231L94 232H96V234H95V237H93V239H92V237L90 236L89 238V241H90V243L91 242H94V241H96L98 244H101V245H106V246H109V243L107 242V240H108V235L107 234H109V232L107 233V231L106 230H108L107 228H108V226H105V225H103L104 227H102V226H99L100 224H102V222H100V220L98 219V216L96 217V215H95V213H94V211H92V210H90L91 208H93V207H90L91 205H93V204H95V203H93V202H91V200H86V202H85ZM99 204V203H98ZM101 204V203H100ZM146 204V203H145ZM150 204H151V202H150ZM150 204H149V206H150ZM165 204H166V202H165ZM238 204H239V202H238ZM44 205V204H43ZM51 205V204H50ZM55 205H57V204H55ZM61 205V206H62ZM71 205H73V204H71ZM70 205V206H71ZM164 205V204H163ZM171 205V204H170ZM175 204L173 203V206H174ZM248 205V204H247ZM262 205H264V204H262ZM52 206V205H51ZM76 206H75V208H76ZM102 206V205H101ZM145 206H147V205H145ZM144 205H142L141 204V206L139 207V210H140V214H141V217L142 216H145L144 215V209L146 208ZM149 206H147V207H149ZM152 206V205H151ZM166 206V205H165ZM249 206V205H248ZM254 206V205H253ZM28 207V206H27ZM56 207V206H55ZM64 207V206H63ZM62 207V208H63ZM68 207V206H67ZM74 207V206H73ZM78 207V206H77ZM95 207H97V205L95 206ZM94 207V208H95ZM104 207H106V205L104 206ZM103 207V208H104ZM169 207V206H168ZM71 208V207H70ZM69 208V209H70ZM74 208V209H75ZM80 208V207H79ZM79 208H77V210L79 211L80 209ZM159 208V207H158ZM167 208V207H166ZM171 208H172V205H171ZM170 208V209H171ZM252 208V207H251ZM256 208H258V207H256ZM262 208V207H261ZM15 209V208H14ZM13 209V210H14ZM32 209V208H31ZM35 209V208H34ZM50 209H51V207H50ZM63 209H65V207L63 208ZM74 209L72 210V211H74ZM83 209V208H82ZM161 209H162V207H161ZM164 209V208H163ZM162 209V210H163ZM168 209V208H167ZM166 209V210H167ZM174 209H175V207H174ZM176 209H177V207H176ZM259 209H260V207H259ZM263 209V208H262ZM33 210V209H32ZM54 210V209H53ZM68 210V209H67ZM105 210H108L107 209V207L104 209V211ZM147 210V209H146ZM156 210H159V209H156ZM253 210V209H252ZM255 210V209H254ZM7 211V210H6ZM15 211V210H14ZM36 211V210H35ZM51 211V210H50ZM64 211H66V210H64ZM63 211V212H64ZM71 211V212H72ZM77 211V212H78ZM85 211V212H84ZM154 211V210H153ZM152 211V212H153ZM168 211V210H167ZM259 211V210H258ZM43 212H44V210H43ZM62 212V211H61ZM147 212V211H146ZM159 212V211H158ZM161 213H162V211H160ZM160 212L158 213V214H160ZM170 212V211H169ZM178 212V211H177ZM254 212H256V211H254ZM253 212V213H254ZM260 212V211H259ZM262 212V211H261ZM10 213V212H9ZM18 213V212H17ZM35 213V212H34ZM40 213V212H39ZM39 213H37L38 214V216H40L39 215ZM52 213V212H51ZM74 213V212H73ZM79 213V212H78ZM77 213V214H78ZM105 213V212H104ZM135 213H137V212H135ZM148 213V212H147ZM36 214V215H37ZM68 214H69V212H68ZM67 214V215H68ZM72 214V213H71ZM108 214H109V212H108ZM133 214H134V212H133ZM152 214V213H151ZM171 214H172V212H171ZM245 214V213H244ZM243 214V215H244ZM247 214H249V212L247 213ZM251 214V213H250ZM18 215V214H17ZM17 215H15L16 216V218H17ZM24 215V214H23ZM42 215V214H41ZM58 215H64V213H60V214H58ZM89 215V216H88ZM126 215V214H125ZM128 215V214H127ZM148 215H150V214H148ZM162 215V214H161ZM160 215V216H161ZM169 215V214H168ZM167 215V216H168ZM173 215V214H172ZM171 215V216H172ZM237 215V214H236ZM242 215V216H243ZM261 215H263L262 213H261ZM19 216V215H18ZM22 216V215H21ZM48 216H50V217H52V215H48ZM134 216H136V215H134ZM140 216V215H139ZM146 216H147V214H146ZM152 216V215H151ZM155 216V215H154ZM157 216V215H156ZM162 216H164V215H162ZM174 216V215H173ZM259 216V215H258ZM36 217V216H35ZM44 217V216H43ZM42 217V218H43ZM55 217V216H54ZM64 217H65V215H64ZM112 217V216H111ZM183 217H184V215H183ZM238 217V216H237ZM56 218V217H55ZM60 218V217H59ZM62 219H63V217H61ZM73 218V217H72ZM108 218V217H107ZM110 218V217H109ZM126 218V217H125ZM147 218H148V216H147ZM150 218V217H149ZM156 218H158V217H156ZM164 218V217H163ZM168 218V217H167ZM167 218H164V220L165 219H167ZM173 218V217H172ZM182 218V217H181ZM20 219V218H19ZM23 219V218H22ZM21 219V220H22ZM39 219V218H38ZM37 219V220H38ZM41 219V218H40ZM52 219H54V218H52ZM66 219H68V218H66ZM113 219V218H112ZM151 219H153L154 220V218H151ZM179 219H180V217H179ZM185 219H186V217H185ZM239 219H240V216H239ZM243 219H244V217H243ZM257 219V218H256ZM263 219V218H262ZM15 220V219H14ZM24 220V219H23ZM44 220L45 221H43L44 223L43 224H46V226H47V222L48 223H52V220H49V219H47V217H45L44 218ZM56 221H57V218L55 219ZM60 220V219H59ZM69 220H70V218H69ZM108 220V219H107ZM125 221H126V219H124ZM139 220V219H138ZM254 220V219H253ZM252 220V221H253ZM11 221V220H10ZM20 221V220H19ZM26 221V220H25ZM24 221V222H25ZM63 221V220H62ZM61 221V222H62ZM109 221V220H108ZM140 221V220H139ZM156 221V220H155ZM154 221V222H155ZM158 221H161V220H158ZM241 221H243L244 222V220H241ZM247 221V220H246ZM12 222V221H11ZM61 222H59V223H61ZM68 221H66V223H67ZM71 222V221H70ZM127 222V221H126ZM17 223V222H16ZM22 223H23V221H22ZM27 223V222H26ZM30 223V222H29ZM33 223V222H32ZM41 223V222H40ZM53 223H54V221H53ZM57 223V222H56ZM63 223H65V222H63ZM109 223H110V225L112 224L111 223V221H109ZM114 223H115V221H114ZM113 223V224H114ZM120 223V222H119ZM156 223H157V221H156ZM160 222H158V224H159ZM164 223V221H162V225H164L163 224ZM170 223H174V222H171L170 221ZM250 223V222H249ZM252 223V222H251ZM261 223V222H260ZM19 224V223H18ZM37 224H38V222L35 224V226L36 227H38L37 226ZM58 224V223H57ZM106 224V223H105ZM148 224H149V222H148ZM243 224H245V223H243ZM247 224H248V222H247ZM257 224H259V223H257ZM6 225V224H5ZM11 225V224H10ZM55 226H57L58 227V225H56V224H54ZM62 225H65V224H62ZM115 225V224H114ZM116 225H118V224H116ZM127 225V224H126ZM137 225V224H136ZM168 225V224H167ZM171 224H169L168 225V228H170L169 226H170ZM177 225V224H176ZM179 225V224H178ZM29 226V225H28ZM33 226V225H32ZM148 226H151V225H148ZM166 226V225H165ZM172 226H173V224H172ZM243 226V225H242ZM245 226V225H244ZM258 226V225H257ZM262 226V225H261ZM30 227V226H29ZM42 227V226H41ZM56 227V228H57ZM62 227V226H61ZM113 227V226H112ZM112 227H110L111 229H112ZM128 227V226H127ZM174 227V226H173ZM173 227H171L172 228V230L171 231H169V232H172V231H174L175 230V232H176V230L177 229H175L174 228V230H173ZM235 227V226H234ZM253 227H254V225H253ZM17 228H18V226H17ZM26 228V227H25ZM33 228V227H32ZM114 228H116V227H114ZM126 228V227H125ZM145 228V227H144ZM148 228V227H147ZM152 228V227H151ZM166 227H163V228H161V229H165ZM170 228V229H171ZM179 228H181V227H179ZM259 228H260V226H259ZM35 229V228H34ZM66 229V228H65ZM149 229V228H148ZM156 229V228H155ZM182 229V228H181ZM251 229V228H250ZM256 229V228H255ZM124 230V229H123ZM130 230V229H129ZM139 230V229H138ZM261 230V229H260ZM264 230V229H263ZM262 230V231H263ZM26 231V230H25ZM33 232L35 231V230H32ZM58 231V230H57ZM161 231V230H160ZM178 231V230H177ZM182 231H183V229H182ZM181 231V232H182ZM189 231V230H188ZM243 231V230H242ZM247 231V230H246ZM253 231V230H252ZM36 232V231H35ZM61 232H63V231H61ZM93 232V233H94ZM116 232V231H115ZM163 232V231H162ZM184 232V231H183ZM239 232H240V230H239ZM29 233V232H28ZM121 233V232H120ZM120 233H119V236H120ZM148 233V232H147ZM172 233H174V232H172ZM264 233V232H263ZM30 234V233H29ZM34 235H35V233H33ZM149 234V233H148ZM162 234V233H161ZM160 234V235H161ZM170 234V233H169ZM182 234H185V232L184 233H182ZM239 234V233H238ZM38 235V234H37ZM142 235V234H141ZM171 235V234H170ZM190 235V234H189ZM249 235V234H248ZM259 235V234H258ZM25 236V235H24ZM62 236V235H61ZM173 237H174V235H172ZM179 236H181V235H179ZM185 236L187 237V235L185 234ZM193 236V235H192ZM242 236V235H241ZM245 236V235H244ZM254 236V235H253ZM31 237H33V236H31ZM37 236H35V238H36ZM73 237V236H72ZM162 237V236H161ZM168 237V236H167ZM171 237V236H170ZM175 237H176V235H175ZM255 237V236H254ZM27 239L29 238V237H26ZM34 238V239H35ZM71 238V237H70ZM69 238V239H70ZM94 238H95V240H94ZM110 238V237H109ZM112 238V237H111ZM114 238V237H113ZM112 238V239H113ZM118 238V237H117ZM184 238V237H183ZM258 238V237H257ZM262 238V237H261ZM26 239V240H27ZM34 239H33V241H34ZM67 239V238H66ZM76 240H77V242H80V238L79 237H77V238H75ZM75 239H72V240H75ZM144 239V238H143ZM180 239H182V238H180ZM189 239H191V236H190V238ZM248 239V238H247ZM250 239V238H249ZM255 239H256V237H255ZM29 240V239H28ZM36 240V239H35ZM38 240V239H37ZM94 240V241H93ZM121 240V239H120ZM135 240V239H134ZM162 240H163V237H162ZM254 240V239H253ZM259 240H260V238H259ZM30 241H32V238H31V240ZM39 241V240H38ZM71 241V240H70ZM181 241V243H182V240H180ZM180 241H178V242H180ZM193 241V240H192ZM227 241V240H226ZM249 241V240H248ZM6 242V241H5ZM75 242V241H74ZM84 242V241H83ZM117 242H119V241H117ZM116 242V243H117ZM134 242V241H133ZM164 242H166V241H164ZM188 242V241H187ZM191 242V241H190ZM198 242V241H197ZM243 242V241H242ZM245 242V241H244ZM7 243V242H6ZM31 242H29V244H30ZM43 243V242H42ZM82 243V242H81ZM86 243V242H85ZM120 243V242H119ZM163 243V242H162ZM169 243V242H168ZM189 243V242H188ZM195 244H196V242H194ZM205 243H207V242H205ZM232 243H233V241H232ZM248 243V242H247ZM38 244V243H37ZM41 243L39 242V245H40ZM43 244H45V243H43ZM76 244V243H75ZM97 244V245H98ZM193 244V243H192ZM242 244V243H241ZM34 247H35V243L34 244H32ZM38 245V246H39ZM71 245V244H70ZM78 245V244H77ZM96 245V246H97ZM113 245V244H112ZM115 245V244H114ZM145 245V244H144ZM167 245V244H166ZM181 246L183 245V244H180ZM189 245H190V243H189ZM250 245V244H249ZM248 245V246H249ZM259 245V244H258ZM261 245H264V244H261ZM43 245L41 244V247H42ZM79 246V245H78ZM82 246V245H81ZM93 246V245H92ZM171 246H173V245H171ZM185 247H186V242H185V245H184ZM193 246V245H192ZM201 246V245H200ZM207 246V245H206ZM205 246V247H206ZM2 247V246H1ZM14 247V246H13ZM31 247V246H30ZM41 247H39V248H37V251H38V249H40L41 250ZM44 247V246H43ZM99 247H100V245H99ZM98 247V248H99ZM146 247V246H145ZM196 247V246H195ZM204 247V248H205ZM32 248V247H31ZM36 248H35V251H36ZM45 248H47V246L45 247ZM71 248V247H70ZM245 248V247H244ZM89 249H90V247H89ZM92 249V248H91ZM174 249V248H173ZM1 250V249H0ZM6 249H4L3 251H5ZM46 250V249H45ZM36 251V252H37ZM90 251V250H89ZM6 252H7V250H6ZM5 252V253H6ZM41 252V251H40ZM5 253H4V255H5ZM9 253V252H8ZM43 253V252H42ZM175 253V252H174ZM173 253V254H174ZM176 253H179V252H177L176 251ZM186 253V252H185ZM17 254V253H16ZM20 254V253H19ZM37 254V253H36ZM47 255H48V253H46ZM172 254V253H171ZM0 255H1V252H0ZM18 255V254H17ZM22 255V254H21ZM6 256H7V254H6ZM46 256V255H45ZM8 257H10L9 255H8ZM8 257H6L7 258V262H8V259H10V258H8ZM13 257V256H12ZM17 256H15V257H13V259H15ZM48 257H50V260H51V256H48ZM47 257V258H48ZM1 258V257H0ZM19 258V257H18ZM21 258V257H20ZM44 258V257H43ZM17 259V258H16ZM42 259V258H41ZM54 259V258H53ZM52 259V260H53ZM177 259V258H176ZM26 259L24 258V261H25ZM29 260V259H28ZM28 260H27V262H28ZM44 260H46V259H44ZM171 260H173V259H171ZM178 260V259H177ZM15 261V260H14ZM16 261H18V259L16 260ZM23 261V260H22ZM23 261V262H24ZM47 261V260H46ZM19 262V261H18ZM26 262V261H25ZM24 262V263H25ZM140 262V261H139ZM143 262V261H142ZM174 262H176V260L174 261ZM13 263V262H12ZM16 263V262H15ZM24 263H22V264H24ZM30 263V262H29ZM45 263V262H44ZM147 263V262H146ZM170 263H173L172 261L170 262ZM8 264V263H7ZM19 264V263H18ZM143 264V263H142Z\"/></svg>","mask_w":264,"mask_h":264}]
</instances>
